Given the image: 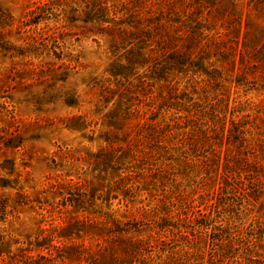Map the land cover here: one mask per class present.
<instances>
[{
  "label": "rangeland",
  "instance_id": "1",
  "mask_svg": "<svg viewBox=\"0 0 264 264\" xmlns=\"http://www.w3.org/2000/svg\"><path fill=\"white\" fill-rule=\"evenodd\" d=\"M0 264H264V0H0Z\"/></svg>",
  "mask_w": 264,
  "mask_h": 264
},
{
  "label": "trees",
  "instance_id": "2",
  "mask_svg": "<svg viewBox=\"0 0 264 264\" xmlns=\"http://www.w3.org/2000/svg\"><path fill=\"white\" fill-rule=\"evenodd\" d=\"M113 76H115V74H113Z\"/></svg>",
  "mask_w": 264,
  "mask_h": 264
}]
</instances>
